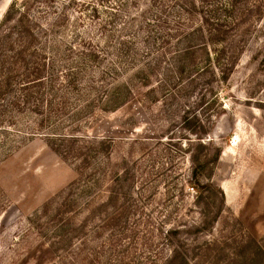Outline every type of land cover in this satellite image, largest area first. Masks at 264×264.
<instances>
[{"label":"rangeland","instance_id":"rangeland-1","mask_svg":"<svg viewBox=\"0 0 264 264\" xmlns=\"http://www.w3.org/2000/svg\"><path fill=\"white\" fill-rule=\"evenodd\" d=\"M13 1L0 0V23ZM29 1L35 32L52 30L50 40L64 48L89 40L112 57L123 37L143 61L159 48L146 43L152 34L191 32L202 4L227 0ZM193 1L198 12L190 13ZM227 23L237 63L202 105L200 93L211 86L198 80L152 103L137 95L115 111L94 102L67 140L68 121L61 135L36 131L27 118L0 121V264H167L174 248L186 262L173 264H243L236 254L245 241L264 246V0L241 4ZM107 31L113 38L105 46ZM188 107L212 126L205 140L222 150L215 187L201 195L191 178L199 149L188 143L196 137L183 119Z\"/></svg>","mask_w":264,"mask_h":264},{"label":"trees","instance_id":"trees-1","mask_svg":"<svg viewBox=\"0 0 264 264\" xmlns=\"http://www.w3.org/2000/svg\"><path fill=\"white\" fill-rule=\"evenodd\" d=\"M39 1L50 4L49 0ZM248 1L227 0L210 7L202 4L201 22L191 32L152 34L146 43L158 44L159 48L148 51L141 61L135 41L128 42L123 37L118 47L111 51L112 57L110 51L99 49L89 40H81L78 48L68 50L58 37L50 40L52 30L35 32L34 21L29 16L32 11L29 0H14L0 23V121L9 118L14 123L27 118L36 131L48 128L51 133L60 131V135L66 130L64 121H68L72 130L63 135L67 140L74 137L70 133L76 130L73 124L93 111L94 102L100 110L115 111L137 95L144 102L152 103L157 101L158 95H171L173 86L181 94L184 92L182 83L195 85L198 80L211 86L205 93H200L196 105H202L208 92L214 90L212 83L226 82L236 66L238 54L228 47L233 27L230 25V28L227 21L238 12L241 4ZM49 7H54V3ZM194 11L198 12V9L193 1L189 12ZM42 12L45 19L50 17L49 9ZM99 14V9L94 6L92 16L95 18ZM105 29L103 25L102 31ZM110 34L104 33L102 45L106 46L108 39L113 38ZM66 50L71 54H65ZM130 69L132 72L128 77H120V73ZM108 81L115 84L107 87ZM105 88L108 90L105 99L96 100L95 95ZM191 109L188 107L183 119L189 134L196 136L187 138L190 147L196 142L199 149L198 155L191 156L194 163L191 178L201 195L215 187L211 179L222 150L215 147L213 140H205L212 126L207 129L195 113L189 114ZM223 112L221 109L215 116L219 117ZM58 119L61 121L57 123ZM171 232L177 234L176 230ZM236 255L243 264H256L257 261L264 264V246L254 238L245 241ZM180 259L186 262L181 252L174 248L165 263L173 264Z\"/></svg>","mask_w":264,"mask_h":264}]
</instances>
